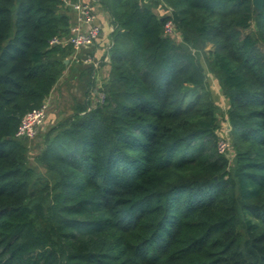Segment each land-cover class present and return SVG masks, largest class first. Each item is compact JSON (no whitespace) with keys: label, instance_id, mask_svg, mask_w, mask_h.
Masks as SVG:
<instances>
[{"label":"trees","instance_id":"16d2710c","mask_svg":"<svg viewBox=\"0 0 264 264\" xmlns=\"http://www.w3.org/2000/svg\"><path fill=\"white\" fill-rule=\"evenodd\" d=\"M102 1L106 98L32 149L16 132L67 69L72 47L50 41L70 17L63 0H0V264H264V7ZM169 18L181 42L164 36ZM200 52L229 102L233 158L217 150Z\"/></svg>","mask_w":264,"mask_h":264},{"label":"built area","instance_id":"2783aa9c","mask_svg":"<svg viewBox=\"0 0 264 264\" xmlns=\"http://www.w3.org/2000/svg\"><path fill=\"white\" fill-rule=\"evenodd\" d=\"M63 2L65 5L70 6L76 13L77 21L69 27L68 37L60 38L56 36L51 39L50 45L71 46L73 53L69 56V59L72 62L98 68L100 66L99 62L96 61L91 53H88V50L99 40L102 33V27L98 22L96 10L91 4L82 1L71 3L70 0H63ZM167 15H171V10H168ZM163 34L172 39L175 36L179 37L178 30L172 18H169L165 22ZM101 89L96 92V104L103 103L106 98L104 91ZM49 99L50 96L40 107L28 111L23 115L16 132L18 138L32 140L38 135L39 129L43 127L47 120ZM229 147L230 145L226 139L221 138L218 140L217 150L220 154L225 153Z\"/></svg>","mask_w":264,"mask_h":264},{"label":"crops","instance_id":"0c3cea01","mask_svg":"<svg viewBox=\"0 0 264 264\" xmlns=\"http://www.w3.org/2000/svg\"><path fill=\"white\" fill-rule=\"evenodd\" d=\"M82 1L91 4L98 15V22L102 27V33L99 40L94 45V52L97 57H100L105 50L106 45H111V34L114 30V24L110 15L108 6L102 0H70L71 3ZM70 17V26L77 21L76 13L68 5H65ZM158 13V9L155 10ZM111 41V43H110ZM68 57L66 60L67 69L60 78V80L54 86L49 99V109L47 122L51 125L56 124L59 121V116L66 111V109L73 108L75 102L82 101L84 94L82 86L86 81V75H84V67L72 62ZM98 71V78L103 70ZM107 72V71H106ZM109 74V71L107 72ZM81 87V88H80ZM57 111V112H56Z\"/></svg>","mask_w":264,"mask_h":264},{"label":"rangeland","instance_id":"374dc122","mask_svg":"<svg viewBox=\"0 0 264 264\" xmlns=\"http://www.w3.org/2000/svg\"><path fill=\"white\" fill-rule=\"evenodd\" d=\"M161 12H163V11L162 10L158 11L159 14ZM252 28L255 29V23L254 22L252 23ZM173 40L176 41V42H181L182 37L180 36V33H179V37L175 36V38ZM110 43H111V41H110ZM94 45L91 47L90 50H88V53H91L95 57L96 61L99 62L100 66H99L98 70H97V68H94L95 70L92 68L94 70V74L91 75L92 87H90V89L88 90L86 95H85V92H86L85 82H84V84L82 86L83 94H84V97H83L82 101L83 102L87 101V103L89 102V104H90L89 105V109L95 108V107H97L100 104V103L96 104V101H97L96 92L102 88V85L104 84V81L108 80L109 74H107V72L108 71L110 72V57H109V53L110 52L109 51L111 49L112 44L111 45H106L105 50H104V52L102 53V55L100 57L96 56V54L94 52L95 51L94 50V47H95ZM209 47L210 46H208L206 48V50ZM200 59H201V62L203 63V65H204V67L206 69V72H207V75H208L209 90L211 91L212 98L216 102V104L219 106V116H220V125H219V129H218L219 139H221V138L226 139V141L230 145V147L225 151V153H223V155H225L226 157H229V158H233L232 157L233 156L232 143H231L232 127H231L230 123L228 122L227 117H225V115H227L226 113H227V110H228V107H229V102L225 98V96L223 95V92H222L221 88L219 87L218 80L216 79L215 75L213 73H211V71L209 70L208 65H207V63L205 61V55H203L202 52H200ZM78 65L79 66H83L84 68L87 67L86 65H83V64H78ZM100 67L103 70V75H101V73H100L99 78H98V73H99L98 71L100 70ZM91 72H93V71H91ZM98 96H99V94H98ZM79 103L80 102H75V104L73 105V108L66 109V111H64V113H62L59 116V118H58L59 121H57V122L63 121L64 119L69 117L71 114H73L74 111L76 110V108L79 107ZM50 125L51 124L46 121L44 123L43 127H42L43 130L41 129L39 131L38 135L34 139L28 141L26 144L29 147H32V149L35 148L36 145L42 144L43 141H42L41 135L45 131V129L48 128ZM34 155H35V151L34 152L32 151V153L29 155V159H30L31 164L35 166L36 163L34 161V157H35ZM37 167H38L37 171L40 172L41 175L45 176V174H46L45 169L43 167H41V166L40 167L37 166Z\"/></svg>","mask_w":264,"mask_h":264},{"label":"water","instance_id":"95a60500","mask_svg":"<svg viewBox=\"0 0 264 264\" xmlns=\"http://www.w3.org/2000/svg\"><path fill=\"white\" fill-rule=\"evenodd\" d=\"M253 6L256 10L261 11L264 7V0H252ZM67 61H65L66 63Z\"/></svg>","mask_w":264,"mask_h":264}]
</instances>
